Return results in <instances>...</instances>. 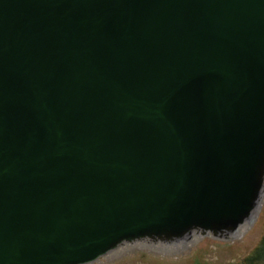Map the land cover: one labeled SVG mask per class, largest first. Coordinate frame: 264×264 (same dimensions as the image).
I'll list each match as a JSON object with an SVG mask.
<instances>
[{
  "label": "water",
  "instance_id": "water-1",
  "mask_svg": "<svg viewBox=\"0 0 264 264\" xmlns=\"http://www.w3.org/2000/svg\"><path fill=\"white\" fill-rule=\"evenodd\" d=\"M264 198V0H0V264L240 236Z\"/></svg>",
  "mask_w": 264,
  "mask_h": 264
},
{
  "label": "rangeland",
  "instance_id": "rangeland-1",
  "mask_svg": "<svg viewBox=\"0 0 264 264\" xmlns=\"http://www.w3.org/2000/svg\"><path fill=\"white\" fill-rule=\"evenodd\" d=\"M264 234V198L259 215L240 236L218 239L196 237L192 243L124 244L100 262L90 264H235L242 262L258 245Z\"/></svg>",
  "mask_w": 264,
  "mask_h": 264
},
{
  "label": "trees",
  "instance_id": "trees-1",
  "mask_svg": "<svg viewBox=\"0 0 264 264\" xmlns=\"http://www.w3.org/2000/svg\"><path fill=\"white\" fill-rule=\"evenodd\" d=\"M235 264H264V234L258 245L242 262Z\"/></svg>",
  "mask_w": 264,
  "mask_h": 264
}]
</instances>
